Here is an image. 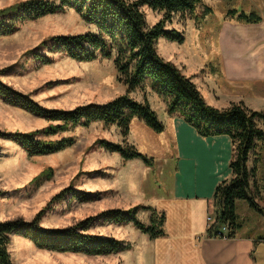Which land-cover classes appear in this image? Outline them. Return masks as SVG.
I'll return each instance as SVG.
<instances>
[{
  "label": "rangeland",
  "instance_id": "374dc122",
  "mask_svg": "<svg viewBox=\"0 0 264 264\" xmlns=\"http://www.w3.org/2000/svg\"><path fill=\"white\" fill-rule=\"evenodd\" d=\"M17 1L22 0H0V7ZM244 3L245 0H204V4L210 6L213 12L205 13L204 6L201 5L194 14H175L166 23L167 29L174 28L183 32L182 43L164 38L157 40L159 54L184 70L188 76L192 77L190 74L194 73L193 80L203 91L205 100L216 107L228 105L232 96L225 89L219 90L222 95L220 96L218 90L213 89L210 84L209 75H217L221 65L217 49L218 25L222 18H228L225 16L227 9H240ZM144 12L150 25L162 16L146 7ZM18 25L15 32L0 35V69L7 68L0 75V79L16 90L28 94L40 105L70 109L89 102L103 103L126 91L114 67L113 56L93 61H76L63 53H52V62L42 64L28 52L54 34L96 32L95 25L85 22L73 9L23 21ZM199 62L202 70L198 67ZM218 82H222L220 78ZM129 94L137 100H148L165 125L164 131L157 133L140 120L134 119L128 135L124 137L115 125L92 122L88 126H75L61 134L75 138L72 146L55 153L33 156L27 155L17 143L0 138V189L3 192L0 198V219L20 217L29 221L46 206L55 193L68 185L89 191L94 198L90 201H78L67 197L51 204L40 216L41 226L68 227L106 209L149 205V196L166 194L177 176L175 172L179 161L173 123L169 122L171 118H166V104L148 82L143 88ZM47 124L48 121L43 118L12 106L0 97V130L25 132ZM101 138L133 145L139 152L154 159L153 166H146L137 158L124 160L118 153L106 151L94 143ZM225 151L226 155L231 154L230 145ZM49 168L51 172L48 179L42 177L39 181L34 180L39 173ZM222 168L221 165L220 169ZM256 179L262 199L257 197L255 201L264 208L263 160L258 162ZM210 207L213 208L212 203ZM237 212L242 216V226L245 224L246 228L242 230L244 233L253 226V235H264V220L244 201H238ZM149 213L148 210L139 209L137 217L148 223ZM88 231L130 243L131 249L107 255L57 252L37 248L30 240L13 235L8 250L14 264L155 262L152 257L153 240L131 223L115 225L95 220ZM166 233L168 235L167 229ZM254 256L257 258V253Z\"/></svg>",
  "mask_w": 264,
  "mask_h": 264
},
{
  "label": "trees",
  "instance_id": "16d2710c",
  "mask_svg": "<svg viewBox=\"0 0 264 264\" xmlns=\"http://www.w3.org/2000/svg\"><path fill=\"white\" fill-rule=\"evenodd\" d=\"M201 5L205 13L213 12L210 6L204 4V0H22L0 7V35L15 32L18 24L23 21L73 9L85 22L95 25L96 32L54 34L28 52L42 64L52 62V53H63L76 61H93L113 56L119 80L126 87L123 94L103 103L89 102L61 109L44 107L28 94L0 79V97L4 102L48 121L46 126L25 132L0 130V138L17 143L27 155L33 156L55 153L72 146L75 138L61 134L75 126H88L92 122L115 125L125 137L134 119H138L160 133L165 126L148 100H137L129 94L143 88L148 82L166 104L167 118L181 117L201 136L225 134L230 137L231 176L214 188L212 205L215 221L205 235L211 237L217 234L215 230L224 224L226 238L234 237L245 227L240 221L242 216L237 212L239 200L244 201L258 215L264 209L255 201L257 197L262 199L260 186L256 183V172L264 152V130L260 126L264 121V113L248 108L243 102H230L222 108L209 104L192 77L157 51L159 38L179 44L184 41L183 32L174 28L167 29L166 23L175 14H194ZM144 7L161 13V18L154 24H148ZM225 16L242 23H258L263 20L256 11H244L242 8H229ZM195 17L199 18L200 15ZM6 69H0V75ZM94 143L106 151L118 153L124 160L137 158L144 165L153 166L154 159L139 152L133 145L104 138ZM50 172L51 168L42 171L34 180L39 181L42 177L48 179ZM2 194L0 189V198ZM67 197L78 201L94 198L91 192L68 185L55 193L31 220L20 217L0 219V264H14L8 250L13 235L30 240L37 248L57 252L107 255L131 249L130 243L89 232L95 220L115 225L131 223L150 239L166 235L165 212L143 204L126 209H106L68 227L41 226L40 216L43 211ZM139 209L150 212L148 223L137 217ZM248 230L245 234H253L254 227Z\"/></svg>",
  "mask_w": 264,
  "mask_h": 264
},
{
  "label": "crops",
  "instance_id": "0c3cea01",
  "mask_svg": "<svg viewBox=\"0 0 264 264\" xmlns=\"http://www.w3.org/2000/svg\"><path fill=\"white\" fill-rule=\"evenodd\" d=\"M242 10H254L263 20L242 23L222 18L217 30L221 65L217 75H209L210 84L218 93L221 89L230 93V102H243L264 113V0H245ZM198 67L202 70L200 62ZM190 75L194 79V73ZM169 122L173 123L179 161L177 176L166 194L148 199L149 205L165 212L164 228L168 231V235L151 239L154 264H264V235L245 234L243 228L231 238L205 235L214 188L231 176V154L225 151L229 145L231 148L230 137L198 135L178 116ZM260 126L264 130V121ZM261 157L264 161V152ZM260 218L264 220V209Z\"/></svg>",
  "mask_w": 264,
  "mask_h": 264
},
{
  "label": "built area",
  "instance_id": "2783aa9c",
  "mask_svg": "<svg viewBox=\"0 0 264 264\" xmlns=\"http://www.w3.org/2000/svg\"><path fill=\"white\" fill-rule=\"evenodd\" d=\"M215 221V211L214 208L212 207H208V212L206 214V230L209 227H212L213 223ZM225 231H226V225L221 224L216 230L215 232L217 234L215 235H211V237H215V238H226L225 236Z\"/></svg>",
  "mask_w": 264,
  "mask_h": 264
}]
</instances>
